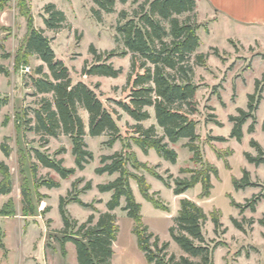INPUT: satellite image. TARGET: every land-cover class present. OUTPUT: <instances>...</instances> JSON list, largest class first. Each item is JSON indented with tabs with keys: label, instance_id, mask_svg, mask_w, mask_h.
<instances>
[{
	"label": "rangeland",
	"instance_id": "374dc122",
	"mask_svg": "<svg viewBox=\"0 0 264 264\" xmlns=\"http://www.w3.org/2000/svg\"><path fill=\"white\" fill-rule=\"evenodd\" d=\"M49 2L55 3L67 16L66 26L59 31L45 29L57 57L68 66L75 83L84 81L96 90L101 100L114 111L121 129L122 138L112 147L107 144L109 136L106 134L85 136L94 159L83 170L76 166L69 136L51 137L48 143H43L39 136L25 129L21 120L23 110L27 106H35L37 99L31 95L32 89L25 86L27 74H34L35 67L42 63L36 56L27 58L28 63L23 61L31 67L27 73L22 66L16 65L28 33L27 17L22 11L32 15L36 27L46 28L42 14L43 7ZM140 3L130 0L123 4L117 1L115 12L102 11V21H98L92 13V8L97 7L92 0H0V95L9 98V103L1 112V121L6 116L9 121L5 126L0 123V161L8 164L12 179V192L0 195V264H78L76 246L70 247L67 242V253L63 254L61 237L64 223L59 210L60 198L78 197L91 204L93 207H85L69 201L66 207L79 224L93 213L96 222L100 213L108 210L107 202L112 195L111 192L101 193L97 186L114 180L119 174L98 175L95 169L100 165L102 155L125 151L127 143L138 159L146 163V168L130 166V171L144 175L151 185L150 194L166 207L165 210L155 207L143 197L137 181L131 179L136 199L142 204L143 222L150 232L159 236L160 246L163 242L170 243L167 250L169 256L175 254L179 259L187 255L172 239L169 228L174 225L181 199L189 198L209 216L204 233L211 247L219 244L214 252L215 264H264V197L257 203L255 211L250 208L242 211L241 207L232 204L233 201L245 205L255 194H264V165L257 166L245 157V152L258 155L257 149L251 146L252 139L264 148V92L256 111L255 131L248 132L253 122L249 119L243 127L241 141L230 137L233 128L230 115H236L239 107L247 109L248 94L255 91V81L264 73V33L256 41L229 40L226 44L223 40L211 41L202 31L197 53H204L207 58L205 65H195L194 80L199 86L196 95L198 111L192 116L197 122L198 138L195 143L199 146L201 161H193V152L185 146L188 139H181L171 145L178 152L177 162L171 163L154 149L148 155L143 153L133 140L135 133L131 126L135 121L117 103L128 100L131 55H115L109 60L116 68L123 69L116 78L82 73L86 62L91 64L95 60L90 53V45L93 44L104 56L116 49V25L120 11L124 9L132 14ZM194 19L202 26L208 24V21H199L197 8ZM150 112L151 119L142 122L146 127L156 124L153 109ZM81 113L87 122V114L84 111ZM159 131L162 132L161 129ZM219 136L226 141L214 139ZM3 142L11 149L9 156L1 149ZM34 148L53 158H63L66 167L76 168L75 174L62 179L57 172L37 160ZM34 164H37L36 178L32 172ZM244 168L250 171L251 179L257 185L236 189L234 179L242 177ZM206 171L211 176L209 194L204 195L203 181L185 193H174L176 179H189L199 173L204 175ZM2 178L0 171V182ZM48 178L59 180L60 187L48 188L37 183V180ZM76 181L78 183L74 186ZM88 181H91L92 188L85 190ZM23 186H27L30 192L28 207L23 203ZM124 205L123 198L122 205L113 211L117 215L119 231L113 244L111 264H152L139 247L133 231L134 220L122 209ZM214 210L220 213L222 226L218 230L211 218ZM234 218L241 227L235 225Z\"/></svg>",
	"mask_w": 264,
	"mask_h": 264
},
{
	"label": "trees",
	"instance_id": "16d2710c",
	"mask_svg": "<svg viewBox=\"0 0 264 264\" xmlns=\"http://www.w3.org/2000/svg\"><path fill=\"white\" fill-rule=\"evenodd\" d=\"M96 8L92 13L98 21H102V11L115 12L116 2L127 3L130 0H92ZM140 3L141 0H131ZM2 7V6H0ZM197 0H143L133 13L121 10L116 25L115 41L117 48L107 56L99 53L96 47L90 45V53L94 55V62H86L83 75L118 77L123 69L116 68L109 60L115 56L131 55V71L128 77L129 91L127 101L117 102L119 106L134 121L131 127L135 135L133 140L145 155L154 149L157 154L171 163H176L178 152L171 146L181 139H188L185 144L193 152V161H201L199 146L195 143L198 138L197 122L192 116L198 111L196 95L198 85L195 83V65H205L207 55L197 53L201 45L199 29L202 24L194 19ZM23 14L27 17L28 33L22 44V54L17 57V66H26L31 56H36L42 61L35 67L34 74H27L25 86L32 89L31 95L37 97L35 106H27L22 113L21 120L25 129L39 136L43 143H48L51 137L67 135L72 140V153L76 166L83 170L94 159V154L88 148L85 136L93 137L108 135L107 144L112 147L122 138L121 129L114 116V111L101 100L96 90L84 81L74 82L70 69L62 59H59L51 45L50 38L45 34V29L59 31L67 23L66 13L55 3L49 2L43 7V21L46 28L34 25L30 13ZM118 49V50H117ZM197 53V54H196ZM2 70V68H0ZM264 73L262 78L255 81V91L248 94L247 109L237 108L236 115H230L233 122L230 137L241 141L244 137L243 127L249 119L253 122L248 132L255 131L256 111L263 99ZM9 103L8 97L0 95V123L5 126L9 117L1 121V112ZM153 109L156 124L146 127L143 121L152 117ZM81 111H84L88 120L85 121ZM221 124L220 122H217ZM159 129L162 130L160 133ZM226 141L219 136L214 138ZM258 155L253 156L245 152L246 159L257 166L264 165V148L256 140H251ZM126 150L101 156L100 165L95 169L98 175L105 173L118 177L107 183L98 184L101 193L111 192L107 202V211L100 213L95 222V214H91L86 221L79 222L72 218L66 204L75 201L85 207H93L83 202L78 197L60 198L59 210L64 223L61 245L63 254L67 251L65 244L72 242L76 246L78 264H111L114 254L113 244L117 239L119 226L117 215L113 211L122 205V209L134 220L133 231L137 235L138 244L144 251L146 259L152 264H215L214 252L219 244L211 247L204 233V225L209 219L203 208L189 198L180 201V209L174 218V225L169 228L172 239L187 255L176 259L175 254L169 256V242L160 246V238L143 222L142 204L137 201L131 186V179L138 183L141 194L152 202L155 207L163 210L166 207L150 194L151 185L144 175H137L130 171V166L136 169L146 168V163L141 162L136 153L127 143ZM1 149L9 156L11 149L8 144L2 143ZM37 160L45 167L53 169L62 179H68L75 174L76 168L66 167L63 158L57 159L44 154L34 148ZM37 164L32 166L33 177L36 178ZM0 171L3 178L0 182V195L12 192V179L10 168L4 161H0ZM217 173V169H215ZM194 175L189 179H176L174 193L180 195L195 186L198 182L205 183V193H210L212 184L210 172L206 171L201 177ZM160 178V177H159ZM162 179V178H160ZM79 181V180H78ZM74 182V186L76 183ZM39 185L48 188L60 187L56 179L37 180ZM168 187H171L166 182ZM236 189L256 186L252 181L251 173L243 169L241 178L234 179ZM92 183L88 181L85 190L91 189ZM23 203L25 207L31 203L30 192L27 186L22 187ZM264 194H255L245 205L236 204L244 211L245 208L256 210L257 203ZM211 218L218 230L222 226L220 213L214 210ZM237 227L241 224L234 218ZM154 241L152 242V239ZM198 258L199 260H194Z\"/></svg>",
	"mask_w": 264,
	"mask_h": 264
},
{
	"label": "crops",
	"instance_id": "0c3cea01",
	"mask_svg": "<svg viewBox=\"0 0 264 264\" xmlns=\"http://www.w3.org/2000/svg\"><path fill=\"white\" fill-rule=\"evenodd\" d=\"M197 10L199 21H208L199 29V35L203 31L211 41L250 42L264 33V0H197ZM69 245L75 246L72 242Z\"/></svg>",
	"mask_w": 264,
	"mask_h": 264
},
{
	"label": "built area",
	"instance_id": "2783aa9c",
	"mask_svg": "<svg viewBox=\"0 0 264 264\" xmlns=\"http://www.w3.org/2000/svg\"><path fill=\"white\" fill-rule=\"evenodd\" d=\"M22 70L24 71V72H30V70H31V67L30 66H28V65H26V66H22Z\"/></svg>",
	"mask_w": 264,
	"mask_h": 264
}]
</instances>
